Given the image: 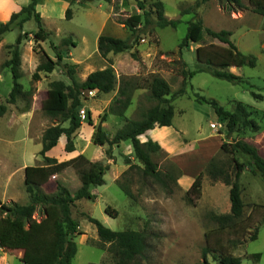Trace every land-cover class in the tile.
I'll list each match as a JSON object with an SVG mask.
<instances>
[{"label": "rangeland", "instance_id": "1", "mask_svg": "<svg viewBox=\"0 0 264 264\" xmlns=\"http://www.w3.org/2000/svg\"><path fill=\"white\" fill-rule=\"evenodd\" d=\"M161 1L165 6V15L170 20H179L177 27L160 29L142 26L134 39L133 49L109 54L107 59L98 52V35L130 38L131 33L120 22L135 13H142L137 7V0H129L127 7L121 6L120 0H114L111 4L96 1L88 4L75 2L74 5H70L69 0H39L37 12L44 29L50 34L48 40L35 42L38 25L34 18L24 25L22 32L15 28L3 36L0 43V104L6 105L13 89L12 73L10 68L5 67L11 58L8 47L16 43L21 33L29 35L20 46L19 82L25 92L31 91V95L19 98L15 105H8L7 113L0 117V200L8 204L29 203L25 169L45 165L40 155L43 134L58 124V119L47 114L48 90L55 80L71 84L64 65L76 66L75 79L79 82H84L95 71L111 67L117 78L114 91L102 94L95 90L93 96L89 92L81 96L85 114L80 113L82 127L74 140L75 151H65L66 138L63 136L52 152L46 154L59 162L78 158L74 166L53 176L43 187L48 194L56 192V182L60 181L74 196L82 186L84 177L96 171L97 162L109 167L104 177L105 184L92 188L96 199L76 201L72 209V216L79 223V232L72 238L77 245L72 264H114L108 253L98 247L100 239L97 229L87 216L116 232H144L149 248L139 264H196L203 261V250L208 246L212 249L222 247L235 257H240L242 264H264V183L260 176L254 175L249 168L242 173L240 184L246 205L243 217L232 228L220 229L209 220L208 215L230 213V187L222 181L211 180L206 174V168L213 158L220 162L227 161L228 156L221 151L224 142L243 139L254 145L264 158V98L258 100L252 95L254 92L264 97V18L251 11L249 0H242L246 8L231 14L221 7L218 0H211L209 10L215 11L220 7L225 16L210 10V25L231 32V40L239 51L255 56L257 65L254 68L235 65L230 68L232 73L242 77L240 84L218 79L209 73H198L189 82L185 94L177 95L183 87V77L178 68L181 63L179 45L187 34L189 22L200 19L196 13L202 12L205 5L202 4L195 12L182 14V10L195 5L196 0ZM30 2L20 0V7ZM145 3L149 10L154 2L146 0ZM114 4L120 7L119 11H114ZM68 8L72 9L71 20L66 19ZM103 22L106 25L101 30ZM68 37L74 42L68 47L69 55L52 73L40 72V80L34 79L33 75L43 61L41 49L56 61L57 52L53 46H59ZM196 49V44L191 43L181 54L192 72L199 68ZM153 73L169 82L174 95L172 104L175 117L170 132H159L161 136L157 135L160 141L154 139L156 130L142 135L140 141L152 140L160 145L161 150L152 158L163 175L170 174L171 178H164L167 188L144 175V167L136 158L130 141L114 146H97L92 141L95 126L101 124L108 137L113 139L126 121L140 120L144 111L156 105V102L148 99L147 89H138L132 93V105L126 110L124 118L110 115L105 122L101 119L105 111L120 99L118 91L123 81L135 80V83L142 85ZM196 94L216 101L227 110H232L235 102L245 104L255 112V120L263 130L254 133L244 129L240 133L228 134L226 124L216 115L213 107L198 101ZM27 107L28 112L23 113ZM89 112L93 126L88 121ZM240 160L247 162L248 158L242 157ZM230 165L232 168L233 164ZM201 174V197L191 204L186 200V193ZM118 181L129 187L133 199L125 195ZM108 206L118 211L117 218L105 213ZM43 217L42 210L38 209L34 218L40 221ZM256 231V240L234 246V241H247ZM255 254H261V258L256 260L253 258ZM22 257L21 246L0 250V264H24ZM208 259L216 264L212 254Z\"/></svg>", "mask_w": 264, "mask_h": 264}, {"label": "trees", "instance_id": "2", "mask_svg": "<svg viewBox=\"0 0 264 264\" xmlns=\"http://www.w3.org/2000/svg\"><path fill=\"white\" fill-rule=\"evenodd\" d=\"M113 3L114 0H69L71 5L75 2L82 4L92 2ZM121 6L127 7L129 0H120ZM146 0H137V7L142 13H135L127 20L120 22L131 33L130 38L120 39L108 35H101L98 39V52L107 59L109 54H120L134 48V39L140 32V27L156 26L160 29L171 27L175 29L179 20H170L165 15V6L161 0H153L151 9L147 10ZM211 0H196L195 5H191L182 14L192 13ZM221 7L231 14L235 10L246 8L242 0H218ZM39 0H31L27 6L14 13L6 23L0 21V43L3 36L17 28L21 32L24 25L34 18L38 25V31L34 35L36 43L45 42L49 38V33L42 25V18L37 12ZM116 3V2H115ZM76 4V3H75ZM114 11H119V6L114 4ZM249 8L253 13L264 18V0H249ZM155 14V16L153 15ZM197 15V13H196ZM66 19H72V9L66 10ZM29 33L20 34L14 45L8 47L11 58L5 63V67L10 68L13 77V89L9 95L6 105L0 104V117H3L8 111V105H15L19 98H25L31 95L25 92L23 85L19 82L21 79V49L23 40ZM232 33L227 30L214 31L205 28L201 19H196L188 24V30L185 38L179 45L178 54L181 59L179 71L183 77V87L177 95H183L192 78L198 73H209L212 76L226 80L233 84L243 82L241 76H237L230 71L234 65L236 67H251L257 65V58L253 55H245L239 51L237 46L231 40ZM191 43L198 44L196 49L199 68L190 71L187 64L182 60L181 54L184 48H188ZM71 37L63 39L59 46H53L57 52V60H53L41 49L43 61L37 67L33 78L39 79V73H52L57 66H60L63 59L69 55L68 47L73 45ZM64 68L71 80V84L64 81L55 80L50 83L48 90L49 108L47 114L58 119V124L48 128L43 134V147L40 155L45 161L42 166H28L25 169V185L29 195V203L21 205L15 202L3 203L0 200V250L11 246L22 247L24 264H72L77 254V245L73 241L75 234L79 232V223L72 216V209L76 201L96 199L92 192L93 187L103 186L105 184V175L109 167L103 163L95 164V172L88 173L84 177L82 186L78 189L76 195H72L70 190L60 181L56 182V192L48 194L43 187L50 179L61 174L78 161L74 158L68 161L59 162L57 159L46 154L54 149L60 139L65 136V151L73 153L75 151L74 140L77 138L79 130L82 127L80 111L83 108L81 96L84 92L98 91L102 94H109L115 90L117 78L113 68L108 67L91 73L84 82L75 79V65L65 64ZM133 82H122L119 88V100L102 115V122H105L110 115L125 117L126 110L132 105V93L138 89L148 90V99L156 102V105L149 107L142 113L140 120H128L122 129L117 131L113 139H110L103 130L101 124L95 126L92 141L97 146L120 145L122 142L130 141L138 161L143 165V173L168 187L164 178H171L170 174L163 175L154 163L152 155L159 152L161 147L158 143L149 140L142 143L140 137L148 131L155 128L171 127L175 117V107L172 104V88L169 82L159 74H150L142 85ZM190 82V83H189ZM254 98L262 100L264 97L252 92ZM198 101H204L210 104L216 115L226 124L228 134L240 133L241 130L249 129L254 133L261 132L262 126L255 120V112L241 102H235L232 110L221 107L214 100H207L196 94ZM29 107L25 108L23 113L28 112ZM89 124L93 126L91 113H88ZM263 116V115H262ZM261 116V117H262ZM67 124V126H65ZM221 151L228 156L226 162H220L213 158L207 168L206 174L213 181H222L230 187L229 199L231 210L228 214L217 215L210 213L209 220L215 222L220 229L232 228L239 219L243 217L245 203L242 197V188L240 179L242 173L249 168L254 174L260 176L264 183V158L260 155L258 149L244 141L243 139L233 142H224ZM110 154V152H108ZM247 157L248 161L243 162L240 159ZM233 164L232 168L230 164ZM129 164V161H128ZM202 174L197 176L192 186L186 193V200L193 203L201 197ZM118 185L125 195L133 199V193L127 185ZM38 209H41L44 217L39 221L34 218ZM105 213L112 217H118V211L110 206L106 207ZM98 233L100 239L98 247L108 253L114 264H139L149 248L147 235L144 232L127 230L116 232L104 226L99 220L87 216ZM258 232L256 231L247 241H234V246L256 240ZM107 245L109 247L107 248ZM212 254L216 264H242L240 257H235L227 250L206 247L203 250V261L196 264H212L208 256ZM253 258L259 260L261 254L253 255Z\"/></svg>", "mask_w": 264, "mask_h": 264}, {"label": "crops", "instance_id": "3", "mask_svg": "<svg viewBox=\"0 0 264 264\" xmlns=\"http://www.w3.org/2000/svg\"><path fill=\"white\" fill-rule=\"evenodd\" d=\"M19 2H20V0H0V21H1V22L9 21L10 18H11V16H12L14 13H17V12H19V11L22 9V7H20V6L22 5V3H19ZM70 5H71V4H70ZM204 5H205V9L202 10V12L197 13L198 15H200L199 17H200L201 21L203 22L204 27H205V28H208V29H211V30H214V31H221V30H223V29H217V28H215V27H213V26L210 25V21H209V13L211 12L210 10H213V9H210V10H209V5H211V1L205 3ZM204 5L202 6L201 9L204 8ZM201 9H200V10H201ZM198 10H199V9H198ZM213 11H214V10H213ZM215 11H216L217 13H219V14L225 16V14H224L223 11L220 9V7H218V9L215 10ZM215 11H214V12H215ZM108 16H109V15H108ZM105 25H106V22H103V24L101 25V28H102L101 30H104ZM122 26L124 27V25H122ZM100 35H101V34H100ZM100 35H98V38H99ZM198 47H199V45L196 44V48H198ZM182 81H183V80H182ZM170 128H172V126H171V127H163V128H160V129L155 128L154 130H156L155 133H157V134L154 135V139L160 141V139H158V136H157V135L159 134V132H162V133H164V132H170V130H171ZM154 130H151V131H154ZM148 132H149V131H148ZM159 135H160V134H159ZM160 136H161V135H160ZM60 141H61V139H60ZM58 144H59V143H58ZM52 150H53V149H52ZM52 150H51L50 152H52Z\"/></svg>", "mask_w": 264, "mask_h": 264}, {"label": "built area", "instance_id": "4", "mask_svg": "<svg viewBox=\"0 0 264 264\" xmlns=\"http://www.w3.org/2000/svg\"><path fill=\"white\" fill-rule=\"evenodd\" d=\"M88 92H89L90 95H92V96L94 95V91H88ZM80 113H81L82 115H84V114H85V110L82 109V110L80 111ZM214 127H215V126H214Z\"/></svg>", "mask_w": 264, "mask_h": 264}]
</instances>
